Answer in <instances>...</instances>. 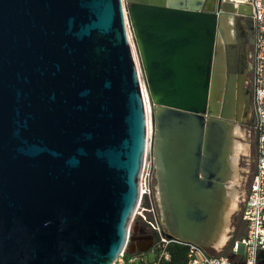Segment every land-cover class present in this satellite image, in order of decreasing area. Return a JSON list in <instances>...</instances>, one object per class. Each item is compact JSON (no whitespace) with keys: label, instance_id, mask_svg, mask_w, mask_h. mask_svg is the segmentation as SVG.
Returning a JSON list of instances; mask_svg holds the SVG:
<instances>
[{"label":"water","instance_id":"1","mask_svg":"<svg viewBox=\"0 0 264 264\" xmlns=\"http://www.w3.org/2000/svg\"><path fill=\"white\" fill-rule=\"evenodd\" d=\"M242 17L252 28L250 9L224 0H0V264H114L152 248L131 244L148 122L129 30L167 237L214 248Z\"/></svg>","mask_w":264,"mask_h":264},{"label":"built area","instance_id":"2","mask_svg":"<svg viewBox=\"0 0 264 264\" xmlns=\"http://www.w3.org/2000/svg\"><path fill=\"white\" fill-rule=\"evenodd\" d=\"M224 1L249 8L255 28L252 87L257 116L254 128L257 137V169L251 179L245 210L241 215L247 229L246 235L234 242L231 256L212 255L207 248L168 238L159 206L154 160L147 164L145 158L135 218L152 231L153 246L146 254L131 255L125 250L114 264H168L171 261L170 248L176 244L187 247V264H264V0Z\"/></svg>","mask_w":264,"mask_h":264},{"label":"rangeland","instance_id":"3","mask_svg":"<svg viewBox=\"0 0 264 264\" xmlns=\"http://www.w3.org/2000/svg\"><path fill=\"white\" fill-rule=\"evenodd\" d=\"M124 1V0H123ZM126 8V7H125ZM129 30V29H128ZM128 37L131 41V45L133 48V54L136 62V66L139 72V78L141 82V88L142 91H144L147 101V122H148V129H149V136H148V143H147V150H146V161L147 164L153 159L152 151H151V144H152V126H151V114H152V106L150 103V100L148 98V95L146 93L145 83L143 79V75L141 72V66L139 62V58L137 55V52H135V47L133 46V40H132V34L130 30L128 31ZM143 93V95H144ZM145 100V99H144ZM241 136L234 137V141L239 143L241 146L244 147L243 152L239 154V157L237 159V170H238V176H237V183L234 184L233 182H230L228 184V188H233V192L237 196V205L236 208L229 217V223L227 226V235H226V244L221 249L216 248H209L208 251L212 255H231L232 249L231 246L234 244L235 238L237 237H244L246 235V226L242 222V214L245 210L246 205V199L249 193L250 188V182L254 174L256 173L257 169V137L256 135L249 136L246 134V132H241ZM139 220L135 218L131 225V235L133 233V229L138 223Z\"/></svg>","mask_w":264,"mask_h":264},{"label":"flooded vegetation","instance_id":"4","mask_svg":"<svg viewBox=\"0 0 264 264\" xmlns=\"http://www.w3.org/2000/svg\"><path fill=\"white\" fill-rule=\"evenodd\" d=\"M251 16V15H250ZM242 17L238 21L239 27H235L233 36L235 38V47L237 50L236 60L233 65L236 71V84H237V98H236V109L232 116L233 124L239 128L241 132H246L249 136L255 135L254 128L257 123V116L254 110V90L252 87L253 77V46L255 41V28L246 26L245 19ZM251 18V17H250ZM252 19V18H251ZM253 22V21H252ZM243 46V52L245 57L241 56L240 47ZM239 84L242 86L238 90ZM136 230L133 231L131 238L134 240L131 242L136 248L139 244L143 243V239L153 237L152 231L149 227L143 223L138 222L135 225ZM134 227V228H135ZM142 239V240H141Z\"/></svg>","mask_w":264,"mask_h":264},{"label":"bare ground","instance_id":"5","mask_svg":"<svg viewBox=\"0 0 264 264\" xmlns=\"http://www.w3.org/2000/svg\"><path fill=\"white\" fill-rule=\"evenodd\" d=\"M143 93H144V91H143ZM144 97H145V108H146V112H147V101H146L145 93H144ZM232 132H233L234 137H239L242 135L241 131L239 130L238 127H235ZM148 136H149V129H148ZM232 146H233L232 147V153L230 156L231 167H232L231 182L236 184L237 183V176H238V174H237L238 173L237 159L239 157V154L241 152H243L244 147L235 141H233ZM227 196H228L227 210H226L225 214L223 215V223H222L221 229L219 230V233L217 234V236L212 241V243H213L212 245L216 249H221L226 244V241H227L226 235H227V229H228L227 226L229 223V217L231 216V214H233V212L236 208V205H237V202H236L237 196L233 192V188H229Z\"/></svg>","mask_w":264,"mask_h":264},{"label":"trees","instance_id":"6","mask_svg":"<svg viewBox=\"0 0 264 264\" xmlns=\"http://www.w3.org/2000/svg\"><path fill=\"white\" fill-rule=\"evenodd\" d=\"M241 239L242 237H237L235 238V240L237 239ZM233 245L231 246L232 249ZM171 251V261L168 264H187V253H188V249L186 246H182V245H172L170 248ZM129 255V253H127ZM137 255H139L137 253ZM226 256V255H224ZM228 256V255H227ZM231 256V255H230Z\"/></svg>","mask_w":264,"mask_h":264},{"label":"crops","instance_id":"7","mask_svg":"<svg viewBox=\"0 0 264 264\" xmlns=\"http://www.w3.org/2000/svg\"><path fill=\"white\" fill-rule=\"evenodd\" d=\"M134 230H136V227L134 228Z\"/></svg>","mask_w":264,"mask_h":264}]
</instances>
